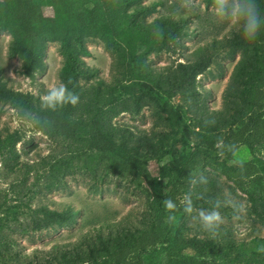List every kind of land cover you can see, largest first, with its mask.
I'll list each match as a JSON object with an SVG mask.
<instances>
[{
    "label": "trees",
    "instance_id": "obj_1",
    "mask_svg": "<svg viewBox=\"0 0 264 264\" xmlns=\"http://www.w3.org/2000/svg\"><path fill=\"white\" fill-rule=\"evenodd\" d=\"M134 1L0 0V31L11 35L8 57L20 59L22 75L31 78L43 72L45 43L58 40L63 56L59 80L80 97L75 106L42 111L39 97L7 88L0 76V101L9 104L20 116L21 109L36 113L40 122L34 126L47 138L82 141L89 151L99 153L103 163L123 172H136L151 193L146 225L107 233L93 230L81 235L80 244L56 246L41 258L35 253L26 256L13 248L5 229L9 223L19 222L21 207L0 199V264H220V259L228 256L224 250L212 242L185 238L189 214L183 211L184 195L191 193L193 210L213 205L191 189L207 168L222 174L245 194L253 213L264 221V159L253 156L248 161L228 165L240 147L253 151L264 144V28L251 42L234 30L225 39L227 55L239 53V60L223 91L222 107L210 109L207 93L199 90L197 77L205 74L213 63L216 42L198 50L191 59L157 71L147 64L148 54L176 53L179 46L183 47L186 26L171 16L154 19L147 25L149 28L143 26L139 19L149 8L140 6L128 13L127 7ZM203 2L207 8L212 6V0ZM257 3L264 15V0ZM46 8L51 10V16H46ZM88 33L106 42L113 56L114 72L110 82L96 80L90 87L82 82L94 79L98 70L80 60V55L86 53L83 38ZM137 41L145 42L144 46H137ZM139 85L153 87L168 99L177 95L183 98L182 107L199 146L185 143L187 149L183 150L180 166L168 169L159 166L170 153L169 149L161 151L159 147L168 138L171 123L165 113L168 115L172 105L165 103L164 112L158 106L155 108L152 114L155 129L149 133L133 134L111 124L120 113L139 114L145 100L154 104V96ZM19 141L15 132L0 136L1 162L18 160L15 148ZM229 144L236 146L234 151L227 150L225 146ZM26 181L24 176L16 182L26 187ZM167 198L177 204L176 211L171 213L175 216L171 223L167 220L170 213L163 205ZM75 223L71 208L56 211L38 207L30 210L26 226L32 232H42ZM248 260L238 254L234 263L246 264Z\"/></svg>",
    "mask_w": 264,
    "mask_h": 264
},
{
    "label": "rangeland",
    "instance_id": "obj_2",
    "mask_svg": "<svg viewBox=\"0 0 264 264\" xmlns=\"http://www.w3.org/2000/svg\"><path fill=\"white\" fill-rule=\"evenodd\" d=\"M140 6L149 8L148 13L139 19L143 26L149 28L147 25L163 16L178 18L186 26L183 47L179 46L176 53L161 51L148 54L147 64L157 71L191 59L198 50L216 42L213 63L205 74L197 77V82L199 90L207 93L208 107L220 109L223 91L239 60V53L228 56L224 47L225 39L233 30L218 23L212 7L207 8L203 0H135L126 10L129 13ZM45 14L51 16V10L46 8ZM140 41L136 45L144 46L145 42ZM11 42V35L5 30L0 31V76L7 88L39 97L48 86L60 81L59 72L63 65L60 41L45 43V69L31 78L22 75L20 59L8 57ZM83 46L86 53L80 55V60L85 66L97 69L98 73L94 79L82 84L90 87L96 80L110 82L114 73L113 56L106 42L88 33L83 38ZM139 87L154 96V104L145 100L139 114L120 113L111 124L133 134L149 133L155 129L152 116L155 108L158 106L164 112L165 103L172 105L168 115L165 113L171 123L168 138L159 147L161 151L169 149L170 153L159 166L163 169L180 166L183 150L187 149L185 143L191 147L199 146L195 130L184 113L183 98L177 95L168 99L153 87ZM14 132L20 137L15 148L18 160L15 163L0 161V199L21 207L18 223L23 227L14 222L5 229L13 248L21 254L32 256L35 253L41 258L56 246L80 244L81 235L93 230V233L99 229L103 233L113 229L133 230L149 222L151 193L139 174L123 172L103 163L99 153L89 151L82 141L47 138L35 128L34 123L23 119L9 104L0 101V136ZM253 156L264 159V144L256 146L253 151L240 147L228 165L248 161ZM150 169H154L153 164ZM24 176H27L26 187L18 186L16 181ZM191 189L209 202L223 200L230 195L241 207L238 211L230 206L219 209L223 223L216 235L204 231L195 219L200 210H210L213 205L194 209L185 221V238L212 242L219 250H224L228 256L220 259V264H244L234 263L238 254L250 259L246 264H264V251L259 250L264 248V221L253 213L247 196L236 190L222 174L209 168L194 181ZM38 207L56 211L71 208L75 212L76 223L66 228L32 232L26 224L30 221V210Z\"/></svg>",
    "mask_w": 264,
    "mask_h": 264
},
{
    "label": "clouds",
    "instance_id": "obj_3",
    "mask_svg": "<svg viewBox=\"0 0 264 264\" xmlns=\"http://www.w3.org/2000/svg\"><path fill=\"white\" fill-rule=\"evenodd\" d=\"M211 7L218 23L234 30L244 40L249 42L254 41L261 29L264 28V15L261 14L257 0H212ZM79 100V95L70 90L63 81L48 86L45 92L39 96L41 110L51 112H55L58 108H63L66 105L75 106ZM20 114L23 119L29 122H40V117L36 113L21 109ZM220 143L223 144V141H220ZM225 147L229 151H234L236 146L229 144ZM163 205L170 213L167 218L168 222H173L175 216L171 213L176 211L177 204L171 198H167L163 201ZM182 206L185 213L190 214L193 212L191 193L184 195ZM222 206H230L236 211L241 207L229 195L223 200H215L210 210H200L197 217H195L201 228L211 235H216L223 223V217L219 211ZM259 250L264 251V248Z\"/></svg>",
    "mask_w": 264,
    "mask_h": 264
}]
</instances>
